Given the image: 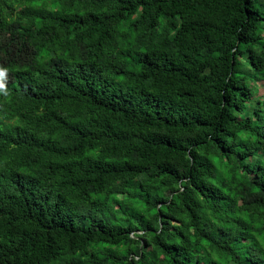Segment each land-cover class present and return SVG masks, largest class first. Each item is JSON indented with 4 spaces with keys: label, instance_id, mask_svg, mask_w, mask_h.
Here are the masks:
<instances>
[{
    "label": "trees",
    "instance_id": "obj_1",
    "mask_svg": "<svg viewBox=\"0 0 264 264\" xmlns=\"http://www.w3.org/2000/svg\"><path fill=\"white\" fill-rule=\"evenodd\" d=\"M264 0H0V264H264Z\"/></svg>",
    "mask_w": 264,
    "mask_h": 264
},
{
    "label": "rangeland",
    "instance_id": "obj_2",
    "mask_svg": "<svg viewBox=\"0 0 264 264\" xmlns=\"http://www.w3.org/2000/svg\"><path fill=\"white\" fill-rule=\"evenodd\" d=\"M262 96H264V88L260 87L256 91V97L261 98Z\"/></svg>",
    "mask_w": 264,
    "mask_h": 264
}]
</instances>
